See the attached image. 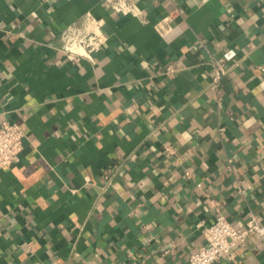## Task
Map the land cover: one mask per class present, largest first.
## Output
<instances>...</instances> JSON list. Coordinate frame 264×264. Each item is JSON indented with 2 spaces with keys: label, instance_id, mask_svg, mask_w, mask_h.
<instances>
[{
  "label": "crops",
  "instance_id": "obj_1",
  "mask_svg": "<svg viewBox=\"0 0 264 264\" xmlns=\"http://www.w3.org/2000/svg\"><path fill=\"white\" fill-rule=\"evenodd\" d=\"M133 1L143 18L0 0V124L23 134L0 169V264H189L216 214L264 225V0H176L169 21L168 0ZM86 17L103 43L69 58ZM213 264H264V242Z\"/></svg>",
  "mask_w": 264,
  "mask_h": 264
},
{
  "label": "built area",
  "instance_id": "obj_2",
  "mask_svg": "<svg viewBox=\"0 0 264 264\" xmlns=\"http://www.w3.org/2000/svg\"><path fill=\"white\" fill-rule=\"evenodd\" d=\"M110 6L124 15H131L136 18H143L142 12L133 0H107ZM171 10L165 16L164 21H169L172 16L180 14V9L176 0H168ZM86 29L80 35L77 42V50L69 53L67 57L84 55L89 57L92 51L97 50L103 43L104 36L100 31V23L92 17L85 18ZM211 77L210 84L217 92L219 81L227 73L228 68L224 66L222 59L211 58ZM171 66L166 67V72H172ZM217 97V101H219ZM222 127L218 126L217 131ZM22 131L16 124L3 121L0 124V169L15 163L19 158L22 145ZM187 174V173H186ZM104 177L108 181L110 178L109 170L104 172ZM109 182V181H108ZM238 192L243 190L237 186ZM256 234L264 242V225L257 222L256 215L252 212L247 213L245 225L242 228L228 221L223 215L216 214L213 221L203 228V242L195 251L189 254V264H213L220 258L228 256L230 250L244 243L248 235Z\"/></svg>",
  "mask_w": 264,
  "mask_h": 264
},
{
  "label": "bare ground",
  "instance_id": "obj_3",
  "mask_svg": "<svg viewBox=\"0 0 264 264\" xmlns=\"http://www.w3.org/2000/svg\"><path fill=\"white\" fill-rule=\"evenodd\" d=\"M73 50V49H72Z\"/></svg>",
  "mask_w": 264,
  "mask_h": 264
}]
</instances>
